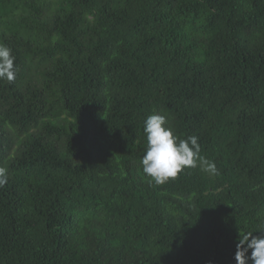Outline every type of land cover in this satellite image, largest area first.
Segmentation results:
<instances>
[{
  "label": "trees",
  "instance_id": "obj_1",
  "mask_svg": "<svg viewBox=\"0 0 264 264\" xmlns=\"http://www.w3.org/2000/svg\"><path fill=\"white\" fill-rule=\"evenodd\" d=\"M0 44V264H236L264 230V0H0ZM152 114L217 172L150 182Z\"/></svg>",
  "mask_w": 264,
  "mask_h": 264
},
{
  "label": "clouds",
  "instance_id": "obj_2",
  "mask_svg": "<svg viewBox=\"0 0 264 264\" xmlns=\"http://www.w3.org/2000/svg\"><path fill=\"white\" fill-rule=\"evenodd\" d=\"M15 56L12 50L0 44V80L13 82L17 75ZM166 116L149 115L144 121L143 131L147 149L141 159L142 171L150 182L162 185L175 179L184 169L203 165L205 171L216 173L214 162L201 156L198 137L179 139L171 128L166 127ZM8 181L7 169L0 167V187ZM260 235L253 232L238 235L234 260L236 264H264V230ZM250 252V255H249Z\"/></svg>",
  "mask_w": 264,
  "mask_h": 264
}]
</instances>
